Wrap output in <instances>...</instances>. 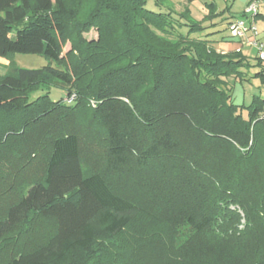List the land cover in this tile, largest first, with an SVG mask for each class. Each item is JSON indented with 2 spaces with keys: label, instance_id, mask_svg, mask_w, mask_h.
<instances>
[{
  "label": "trees",
  "instance_id": "trees-1",
  "mask_svg": "<svg viewBox=\"0 0 264 264\" xmlns=\"http://www.w3.org/2000/svg\"><path fill=\"white\" fill-rule=\"evenodd\" d=\"M155 1L0 0V264H264V69Z\"/></svg>",
  "mask_w": 264,
  "mask_h": 264
},
{
  "label": "rangeland",
  "instance_id": "rangeland-1",
  "mask_svg": "<svg viewBox=\"0 0 264 264\" xmlns=\"http://www.w3.org/2000/svg\"><path fill=\"white\" fill-rule=\"evenodd\" d=\"M163 2V8H167L168 10L172 11L173 14L179 18H181L182 20H185V16H183L180 13H183L185 10L188 11V15L187 18L189 17L190 19L196 21V22H201L200 20L202 19V16L198 14L197 11H195L193 9L194 7V1L196 0H161ZM200 1V0H199ZM217 4L222 5L224 0H215ZM234 1V0H233ZM240 0H236V2L233 5V10H235V15H237L239 8H241V4ZM156 1L155 0H147V4L146 7L149 10H158V8L156 7ZM228 6L231 7L232 6V2L231 0H228ZM231 5V6H230ZM226 6V5H225ZM224 6V7H225ZM229 10V9H228ZM189 11H191V15L189 16ZM228 12V11H226ZM222 15H217L215 16V18L217 17V19L221 18ZM217 28H219L220 30L223 29V26H218ZM85 37L90 40V39H95L96 38V31L95 30H91L88 34L85 35ZM69 49V46H65L63 48V51L66 52ZM251 63L249 64V68L255 66V61L254 56H251ZM5 60V66L1 65L0 66V77L8 74L9 69L10 68H20V69H28V70H35V69H40L42 67H45L48 65L49 61L43 57V56H39V55H27V54H11L9 56H7L6 58H3ZM228 89H229V93L232 96L233 101L236 104H245L248 105L251 102V98L253 95H257L260 92H262V85L260 83V80L258 78H255L254 75H252V72H250L247 77H245L244 79L241 80V82L237 81L234 82L233 80H228ZM46 90H43V92H45ZM49 97L52 101H57V100H62L65 101L67 104H71L67 102L66 95L62 90H58L56 88H48L47 89ZM42 91H38L34 94H32V97H36L39 94L43 93ZM246 113L243 112V116ZM231 209L233 210L234 207H231ZM237 209V208H236ZM237 212L239 213V215L241 217H243V214L241 213V211H239L237 209ZM244 219L242 218L240 221V225L238 226L237 229L242 230L244 227ZM149 224L147 223V221L145 220H135L131 229L126 231L125 234L122 236V238H124L125 240L128 239V237L133 236L132 233L136 232L137 230H141L144 228V230L149 229ZM188 236V233L185 232V230H181L180 231V241H178V243H182ZM139 241V245H138V252L140 251L141 253H143L140 248L145 244V240H138ZM113 244L118 245L119 241H114ZM112 244V245H113ZM146 249L148 248H143V250L147 251ZM150 253V252H148ZM146 253V254H148ZM145 254V253H144ZM145 254V255H146Z\"/></svg>",
  "mask_w": 264,
  "mask_h": 264
},
{
  "label": "crops",
  "instance_id": "crops-1",
  "mask_svg": "<svg viewBox=\"0 0 264 264\" xmlns=\"http://www.w3.org/2000/svg\"><path fill=\"white\" fill-rule=\"evenodd\" d=\"M241 8H239L238 14L235 15V10H233V5L236 2V0H231L232 6H228V0H224L222 5H219L216 3L215 0H207L208 3H213L215 5V14L222 15L221 18L217 19L215 16L209 20L206 21L205 18L208 16L209 11L206 8L205 2L202 0H196L194 1V7L193 9L198 12L199 15L202 16V19L200 20L206 29L201 34V36L209 35L207 37V41L209 42L210 48H212L216 53L219 54H231V53H238L244 61L247 62V64L251 63V56H254L255 66L249 68L245 67L243 69V72L245 73L243 75V78L247 77V75L252 72V75L260 72L264 67L260 65L256 60V50L252 46H249L245 43H242L240 40L233 39L229 36L227 31V25L229 22L233 21L234 19H238L243 15L247 5L253 1V0H240ZM226 5V6H225ZM225 6V7H224ZM229 9V10H226ZM228 11V12H226ZM214 14V15H215ZM191 15V11H189V16ZM254 24L257 28L258 35L257 40L264 43V0H258V10L257 15L254 17ZM223 26V29L220 30L217 28L218 26ZM5 60L3 58H0V66H5ZM7 65V64H6ZM233 80L234 82H239L238 79H228ZM227 80V81H228ZM241 82V81H240ZM229 85V84H228ZM233 100V99H232ZM234 102V101H233ZM235 103V102H234Z\"/></svg>",
  "mask_w": 264,
  "mask_h": 264
},
{
  "label": "built area",
  "instance_id": "built-area-1",
  "mask_svg": "<svg viewBox=\"0 0 264 264\" xmlns=\"http://www.w3.org/2000/svg\"><path fill=\"white\" fill-rule=\"evenodd\" d=\"M258 0L251 1L245 11L244 17L234 19L227 25V31L231 38L240 40L256 50V60L264 67V43L257 40L258 31L254 24V17L257 15ZM75 96L72 95L67 99L72 103Z\"/></svg>",
  "mask_w": 264,
  "mask_h": 264
}]
</instances>
